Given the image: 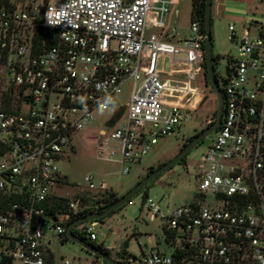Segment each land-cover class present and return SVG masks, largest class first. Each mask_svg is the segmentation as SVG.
Listing matches in <instances>:
<instances>
[{
    "label": "built area",
    "instance_id": "obj_1",
    "mask_svg": "<svg viewBox=\"0 0 264 264\" xmlns=\"http://www.w3.org/2000/svg\"><path fill=\"white\" fill-rule=\"evenodd\" d=\"M173 4L0 6V264H84L60 256L58 245L67 221L90 208L85 200L109 189L86 176L85 193L70 196L58 164L75 152L72 140L91 125L95 111L112 114L97 132L94 158L118 164L127 175L159 140L179 136L208 99L198 23H190L179 43L164 41ZM248 19L240 30L228 26L237 54L222 73L214 70L223 122L197 165L194 198L164 210L149 198L143 204L149 222H161L168 253L139 245L138 256L116 261L264 264V13ZM152 29L160 34L147 35ZM97 225L73 230L96 243Z\"/></svg>",
    "mask_w": 264,
    "mask_h": 264
},
{
    "label": "rangeland",
    "instance_id": "obj_2",
    "mask_svg": "<svg viewBox=\"0 0 264 264\" xmlns=\"http://www.w3.org/2000/svg\"><path fill=\"white\" fill-rule=\"evenodd\" d=\"M19 5H26L31 2L40 4L41 0H11ZM61 1V0H53ZM255 6L258 9H255ZM175 8L179 15L175 17ZM191 13V0H179L177 5L170 8L167 21H172V26L176 28L178 37H186L189 33ZM264 13V1L260 0H212L211 21H212V54L215 57L214 69L222 73L226 67V60L235 57L237 49L231 45L228 39V26L235 25L239 30L245 23L246 14L249 19L260 18ZM159 30L148 31L147 35H156ZM128 93V86L124 87V92L120 96L119 103L124 105ZM216 98L210 93L205 103L193 114V120L184 122L180 127L179 136L165 137L158 141L146 156L139 163L130 167V172L123 175L120 166L113 162L99 161L94 158V147L97 139V132L106 127L107 120L112 112H94V121L84 132L77 134L72 144L75 152L69 155V160H62L58 167L61 175L66 178L68 187L63 190L70 196L83 194L86 191L84 178L93 177L94 185L98 188L104 182L108 191L116 192L119 196L125 194L146 176L149 167L156 168L164 164L182 148L188 138L199 133L206 127V121L211 118L215 111ZM216 132L210 134L204 141L193 148L185 157L184 163L175 165L170 170L159 176L147 189V196L155 203H159L161 209L166 206H181L190 202L197 192V182L195 179L196 168L200 163L206 146L215 137ZM143 192L134 196L130 203L123 209L98 223L95 228L97 242L103 243L105 248L111 250L115 255L121 250V246L127 241L130 253L124 256H138L140 254L139 245L145 251L157 246L160 252L168 253L165 244V235L161 228V222H149L147 211L143 208ZM58 253L64 258H81L84 264H92L95 257L79 245L66 241L59 243Z\"/></svg>",
    "mask_w": 264,
    "mask_h": 264
},
{
    "label": "water",
    "instance_id": "obj_3",
    "mask_svg": "<svg viewBox=\"0 0 264 264\" xmlns=\"http://www.w3.org/2000/svg\"><path fill=\"white\" fill-rule=\"evenodd\" d=\"M211 10H212V0H205V12H204V60H205V78L207 82L212 87L216 97H217V112H216V120L214 123L201 131L196 137H194L184 148L180 150V152L174 156L172 159L167 161L166 163L159 166L152 172L146 174L139 182L136 183L130 190H128L125 194L119 197V199L111 205L106 210L100 213H91L85 215L82 218L76 219L75 221L71 222L67 228L65 236L67 239L77 245H79L82 249H84L89 254L97 257L98 259L102 260L107 264H122L112 257L100 252L96 248H94L91 244L79 239L75 236L72 231L73 229L81 224L88 223V222H97L106 216L110 215L112 212L117 211L123 205H125L130 199H132L141 189H143L147 184H149L154 179L158 178L172 167L177 165L183 158L187 156V154L195 148L198 144H200L206 137H208L211 133L217 130V126L219 124L221 115H222V108H223V99L221 90L218 87L215 75H214V58L212 56V29H211ZM230 71L227 70V73ZM58 239V238H57ZM60 239V237H59Z\"/></svg>",
    "mask_w": 264,
    "mask_h": 264
},
{
    "label": "trees",
    "instance_id": "obj_4",
    "mask_svg": "<svg viewBox=\"0 0 264 264\" xmlns=\"http://www.w3.org/2000/svg\"><path fill=\"white\" fill-rule=\"evenodd\" d=\"M45 2H47L48 0H44ZM14 4H16L15 2H13ZM11 5V0H0V6H10ZM19 5V4H16ZM204 12H205V0H191V13H190V23L191 22H197L199 25V32L202 35V37H204ZM211 27H212V21H211ZM204 42V40H203ZM202 68L204 70V79L207 82L206 78H205V60H204V45L202 44ZM212 47H213V40H212ZM213 56V54H212ZM214 60L215 57L213 56ZM215 114H213V117L215 118ZM198 135L195 134L192 137L188 138L187 141L182 145V148H184L194 137H196ZM181 148V149H182ZM185 158H183L177 165L184 163ZM162 164L158 165L156 168L154 167H149L147 170V173L154 171L155 169H157L159 166H161ZM157 179V178H156ZM154 179L153 181H151L149 184H147L143 189H141L136 195H138L140 192H143L142 195V202L144 203L146 201V199L148 198L147 196V189L150 187V185H152V183L156 180ZM135 195V196H136ZM119 195L116 192L113 191H106L105 193H100L97 195V197L92 200V201H87L85 200V202H89L90 203V208L84 210L82 213H79L77 216H73L71 217L67 223L65 224V227L67 228V226L75 221L76 219L82 218L85 215L91 214V213H100L104 210H106L107 208H109L111 205H113L118 199H119ZM132 199H130L125 205H123L120 209H118L117 211L123 209L128 203H130ZM58 209L56 210H60V207H57ZM112 212L110 215L106 216L105 218L111 216L112 214L116 213ZM105 218L97 221V223H101V221H103ZM72 233L77 236L79 239L91 244L94 248H96L97 250H99L100 252L108 255L109 257H112L113 259L117 260L122 258V256L124 254H127V243L125 242L122 245V248L120 250L119 253H116L115 255L112 254L111 250L107 249L104 247V245L102 243L97 244L95 242H89V240L85 237V233H79L75 230L72 231ZM69 241L67 239L66 236H64L63 238V242ZM95 257V256H94ZM96 260H99L97 257H95ZM104 264H107L104 262Z\"/></svg>",
    "mask_w": 264,
    "mask_h": 264
},
{
    "label": "crops",
    "instance_id": "obj_5",
    "mask_svg": "<svg viewBox=\"0 0 264 264\" xmlns=\"http://www.w3.org/2000/svg\"><path fill=\"white\" fill-rule=\"evenodd\" d=\"M174 1V4L173 5H177L178 4V2H179V0H173ZM263 1L264 0H260V3L262 4L263 3ZM172 5V6H173ZM255 9L257 10L258 9V7L257 6H255ZM174 15H175V17H177L178 15H179V11L175 8V10H174ZM167 18H168V15H167V17H166V25H167V28H168V30H167V37H165L164 38V41L166 42V43H169V44H172V45H174V44H177V43H179L180 41H182L183 39H185L188 35H189V33H188V35L186 36V37H183V38H179L178 37V33H177V30H176V28H174L173 26H172V21H167ZM190 25V24H189ZM242 27V26H241ZM236 28V27H235ZM241 29V28H240ZM239 29V30H240ZM153 30H156V29H152V31ZM151 31V30H150ZM157 34H160V32L159 33H157ZM159 66H161V62L159 63ZM96 243L97 244H100L99 242H97L96 241ZM125 243V242H124ZM123 243V244H124ZM126 243H127V241H126ZM103 244V243H102ZM122 244V245H123ZM122 247V246H121ZM108 249V248H107ZM110 250V249H109ZM126 251H128V244H127V250ZM127 253H130V252H127Z\"/></svg>",
    "mask_w": 264,
    "mask_h": 264
},
{
    "label": "flooded vegetation",
    "instance_id": "obj_6",
    "mask_svg": "<svg viewBox=\"0 0 264 264\" xmlns=\"http://www.w3.org/2000/svg\"><path fill=\"white\" fill-rule=\"evenodd\" d=\"M213 70H215V69H213ZM216 81H217V84H218L219 89L221 90V84H220V82H219L217 79H216ZM211 93H212V94L215 96V98H216V107H215V111L212 112V117L210 118V120H211L210 124L207 125V122H206V127H205L204 129H207L208 127H210V126L214 123V121L216 120V114H215V118L213 117V114L217 112V107H218V104H217V97H216V95H215L213 89H211ZM222 122H223V110H222V115H221V118H220L219 124H218V126H217V130H218L219 127L221 126ZM204 129H202L201 131H203ZM217 130H216V131H217ZM201 131H200V132H201ZM216 131H215V132H216ZM200 132H199V133H200ZM199 133H198V134H199ZM211 134H212V133H211ZM205 139H206V138H205ZM203 141H204V140H203ZM203 141H202V142H203ZM202 142H201V143H202ZM180 150H181V149H180ZM180 150H179L174 156H176V155L180 152ZM174 156H173V157H174ZM173 157H172V158H173Z\"/></svg>",
    "mask_w": 264,
    "mask_h": 264
},
{
    "label": "clouds",
    "instance_id": "obj_7",
    "mask_svg": "<svg viewBox=\"0 0 264 264\" xmlns=\"http://www.w3.org/2000/svg\"><path fill=\"white\" fill-rule=\"evenodd\" d=\"M51 22V21H50Z\"/></svg>",
    "mask_w": 264,
    "mask_h": 264
}]
</instances>
